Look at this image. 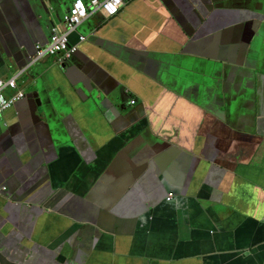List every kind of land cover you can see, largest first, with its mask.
<instances>
[{
	"label": "crops",
	"instance_id": "obj_1",
	"mask_svg": "<svg viewBox=\"0 0 264 264\" xmlns=\"http://www.w3.org/2000/svg\"><path fill=\"white\" fill-rule=\"evenodd\" d=\"M39 7L0 0V264H264V0H124L25 68Z\"/></svg>",
	"mask_w": 264,
	"mask_h": 264
},
{
	"label": "built area",
	"instance_id": "obj_2",
	"mask_svg": "<svg viewBox=\"0 0 264 264\" xmlns=\"http://www.w3.org/2000/svg\"><path fill=\"white\" fill-rule=\"evenodd\" d=\"M123 6L124 0H90L89 2L74 0L71 3L68 13L63 17L65 25L62 28H51V36L47 43L35 44V54L31 57L27 67H30L45 56L54 55H61L59 64L62 65L64 59L69 58L77 48V45L69 43L68 36L72 32L91 15L101 13L103 17L107 19L112 18L119 13ZM85 39V37L79 36V42ZM22 73L23 72L20 71L19 74L16 73L12 77L0 78V115L25 96L24 89L17 85V78H19ZM6 88L13 90L10 96L5 95L4 91ZM131 103L134 104L135 100H131Z\"/></svg>",
	"mask_w": 264,
	"mask_h": 264
},
{
	"label": "water",
	"instance_id": "obj_3",
	"mask_svg": "<svg viewBox=\"0 0 264 264\" xmlns=\"http://www.w3.org/2000/svg\"><path fill=\"white\" fill-rule=\"evenodd\" d=\"M39 12L40 15L42 17V20L47 24L48 28L49 26H56V22L59 23L60 25L64 26V20L63 18H60L59 15L61 16V11H60V7H65V4L63 3V1H55V0H39ZM69 11V9L67 11H65V14H67ZM60 19V20H59ZM78 29H76L74 32H72L69 36V43L72 44L71 39L73 36H77L76 39L79 40V36H81L80 34H78ZM31 60V57H29L27 64L24 66L25 68H27L29 62ZM32 67V65L30 66ZM49 113V111H48Z\"/></svg>",
	"mask_w": 264,
	"mask_h": 264
},
{
	"label": "rangeland",
	"instance_id": "obj_4",
	"mask_svg": "<svg viewBox=\"0 0 264 264\" xmlns=\"http://www.w3.org/2000/svg\"><path fill=\"white\" fill-rule=\"evenodd\" d=\"M88 235H90V234H88ZM86 236V235H85ZM85 236L83 237V243L85 244ZM87 237H89V236H87Z\"/></svg>",
	"mask_w": 264,
	"mask_h": 264
}]
</instances>
